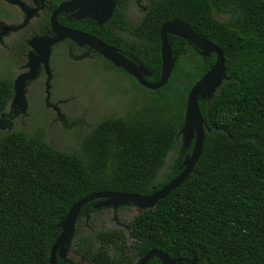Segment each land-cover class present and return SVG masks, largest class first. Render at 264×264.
Here are the masks:
<instances>
[{"label":"trees","instance_id":"16d2710c","mask_svg":"<svg viewBox=\"0 0 264 264\" xmlns=\"http://www.w3.org/2000/svg\"><path fill=\"white\" fill-rule=\"evenodd\" d=\"M61 1L45 0V7ZM154 1L136 23L125 19L122 7L107 22L131 34L127 46L133 50L116 46L149 70L145 78L159 79V29L178 18L221 50L228 79L211 97L198 99L204 139L186 179L153 208L140 209L128 231L86 234L91 214L106 208L95 207L102 199L89 201L77 215L69 248L90 264H136L152 249L171 257L194 255L199 264H264V0ZM16 33L25 57L30 36ZM168 36L174 63L158 89L143 87L90 50L122 75L135 98L123 113L94 121L74 147H57L41 127L0 134V264H49L58 224L74 202L93 192L150 194L182 170L192 150V143L183 147L180 134L186 97L215 54L204 57L193 43ZM13 83L0 77V117ZM63 261L57 257V264ZM147 264L162 263L152 257Z\"/></svg>","mask_w":264,"mask_h":264},{"label":"rangeland","instance_id":"374dc122","mask_svg":"<svg viewBox=\"0 0 264 264\" xmlns=\"http://www.w3.org/2000/svg\"><path fill=\"white\" fill-rule=\"evenodd\" d=\"M15 9L8 0H0V77L10 76L13 80L27 68L26 57L20 56L18 48L15 24L20 18L13 16ZM19 62L24 64L20 68ZM50 66L54 67V74L48 85L47 75L39 71L34 79L25 81L24 110L19 105L18 112L12 113L14 105L12 98L9 100L8 113L0 117V134L11 129L35 131L41 127L51 143L61 149L72 148L94 121L105 115L123 113L134 101L135 90L131 91L122 75L104 67L95 56L82 52L53 54ZM138 211L133 205L106 206L91 214L83 230L89 235L113 227L128 231L127 222ZM64 260L66 264H90L69 247Z\"/></svg>","mask_w":264,"mask_h":264},{"label":"water","instance_id":"95a60500","mask_svg":"<svg viewBox=\"0 0 264 264\" xmlns=\"http://www.w3.org/2000/svg\"><path fill=\"white\" fill-rule=\"evenodd\" d=\"M99 1L100 0L64 1L51 12L49 22L53 36H37L32 37L28 41V45L33 48V50L29 52L27 56L28 71L18 75L14 80V94L12 97L13 105L19 104L24 110L26 106V97L24 95L25 81L35 78L37 68L40 64L44 66L45 72L48 74L46 82V85H48V80L51 76L48 65L51 46L64 39H70L78 45L88 46L99 55L109 60L115 67L123 69L140 85L147 89H158L164 86L172 72L174 61L168 41V35H175L193 43L199 48V53L204 57L214 53L215 60L212 66L192 85L186 97L185 115L180 134L182 135L183 147L189 146L192 143V150L189 155L184 157L182 161V170L161 188L150 194L141 195L113 191L93 192L74 202L68 209L64 219L58 224L60 227V233L50 248L49 264H57V257L65 259L66 252L73 237L77 215L83 205L89 201L102 199L95 203V207L111 206L116 208L117 206L131 203L139 210L150 209L155 206L158 200L166 197L186 179V177L192 172L194 165L201 154L204 139L205 122L199 110L198 99L211 97L215 90L222 84L223 80L228 79L221 50L214 43H211L198 35L181 19H170L162 23L160 26L161 70L159 79L155 82H150L145 78L150 72L143 65H135L130 59L114 47L92 35L63 26L57 21V15L60 12L67 10L69 7L83 6L85 4H92V6L83 14H89L91 11L95 10L96 14H93L92 18L100 21L106 20L111 15L113 4L104 8V10H102V16L99 17L97 10L103 8L102 6H99ZM152 257L158 258L162 264H177L184 260V257L178 255L171 257L159 249H152L140 258L137 264H147Z\"/></svg>","mask_w":264,"mask_h":264},{"label":"flooded vegetation","instance_id":"af4514ba","mask_svg":"<svg viewBox=\"0 0 264 264\" xmlns=\"http://www.w3.org/2000/svg\"><path fill=\"white\" fill-rule=\"evenodd\" d=\"M64 1H69V0H63L59 2L56 6H54L52 9L48 10L45 7V0H8V2H10L11 4H14L16 8L15 9L16 13L13 16H17V17L19 16L20 18V22L15 24L16 31H21L24 34V36H30L26 41L27 46L26 48H24V50L26 51V55H25L26 66L28 62L27 61L28 53L33 50V48H31L28 45V41L32 37H37V36L51 37L53 36V33L50 29V22H49L50 15H51V12L60 3ZM52 2L49 5H52ZM153 2L155 1L154 0H100L98 4L99 6H102L103 8L102 9L99 8V10H97L99 17L102 16L103 14L102 10H104V8L113 4L111 15L106 20L100 21L98 19L92 18V15L96 14L95 10L91 11L89 14H83L85 13L87 9H89L92 6V4H85L83 6L69 7L67 10L60 12L57 15V21L63 26L76 29L84 33H87L89 35H92L95 38L103 41L104 43L114 47L116 50H118L120 53L123 54V50L117 46L123 45V47L126 50L128 51L133 50L132 47L127 46V43H128L127 39L131 37V34L127 31H122L120 27L118 28L120 30H118L117 25L108 26L107 22L112 18L116 9L118 7H122L123 13L125 15V19L132 23H136L139 20V18L143 15V13L147 11L148 5H150ZM47 13H49L48 16H47ZM7 15H10V14L7 13ZM46 16H47V21H48V30L45 24ZM7 17L10 18L9 16ZM110 31H111V34L109 36L107 33H109ZM168 39H169V36H168ZM65 40L66 39L57 42V43H60L58 46H57V43H55L56 45L53 44L51 46L49 64H48L49 69H50V75H51L50 78L52 77L51 68H50L51 67L50 58H52L53 54L63 55L66 52H69V53L70 52L71 53L72 52H82L85 54L95 56L90 51L92 50L91 48H89L86 45H78L76 42L70 39H67L69 40L67 43L61 44ZM23 65L24 64H22L20 67H22ZM27 71H28V66L25 71H21L18 75L24 72H27ZM37 71H39V74H46L47 79H48V74L45 72L44 66L42 64L38 66ZM19 107H20L19 104H15L12 108V113H17ZM182 262H185V263L190 262L191 264H199L197 257L194 255L192 258L184 257V260L178 262L177 264L179 263L181 264ZM63 264H66L65 260L63 261Z\"/></svg>","mask_w":264,"mask_h":264}]
</instances>
